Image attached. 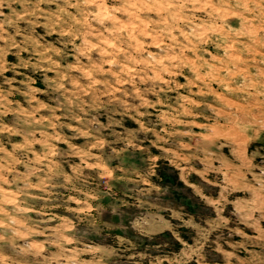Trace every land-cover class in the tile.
Returning a JSON list of instances; mask_svg holds the SVG:
<instances>
[{
    "label": "rangeland",
    "instance_id": "374dc122",
    "mask_svg": "<svg viewBox=\"0 0 264 264\" xmlns=\"http://www.w3.org/2000/svg\"><path fill=\"white\" fill-rule=\"evenodd\" d=\"M0 264H264V0H0Z\"/></svg>",
    "mask_w": 264,
    "mask_h": 264
}]
</instances>
